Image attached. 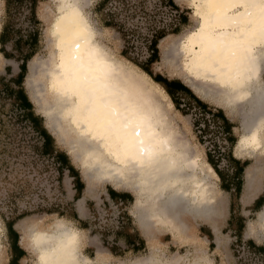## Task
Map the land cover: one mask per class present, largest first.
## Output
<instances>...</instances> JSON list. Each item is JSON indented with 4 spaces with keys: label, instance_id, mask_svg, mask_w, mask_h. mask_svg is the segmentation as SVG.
Returning <instances> with one entry per match:
<instances>
[{
    "label": "bare ground",
    "instance_id": "bare-ground-1",
    "mask_svg": "<svg viewBox=\"0 0 264 264\" xmlns=\"http://www.w3.org/2000/svg\"><path fill=\"white\" fill-rule=\"evenodd\" d=\"M90 1L55 0L50 57L47 69L40 68L51 99L44 113L70 137V152L89 183L132 186L144 226L184 233L183 214L207 218L216 204L207 170L188 142L181 143L171 120L165 124L147 82L133 79L129 67L98 38L84 9ZM189 3L196 24L180 42L183 67L206 94L240 109L243 133L237 149L259 155L264 152V0ZM246 180L248 200L257 191L256 174L247 170ZM258 223L264 236V206ZM255 227L249 224L248 232L258 233ZM29 237L35 264H106L84 255L80 234L63 221L50 230L33 226ZM136 264L170 263L147 258Z\"/></svg>",
    "mask_w": 264,
    "mask_h": 264
},
{
    "label": "rangeland",
    "instance_id": "rangeland-1",
    "mask_svg": "<svg viewBox=\"0 0 264 264\" xmlns=\"http://www.w3.org/2000/svg\"><path fill=\"white\" fill-rule=\"evenodd\" d=\"M174 1L187 16L186 24H178L177 14L160 4L159 0H111L101 12L95 10V4L99 0H91L84 9L99 32L98 38L108 46L116 58L129 67L133 79L143 78L147 82V86L155 93L156 97L153 98H156L165 116V124L170 126L168 119L171 120L175 132L178 133L175 135L179 136L181 143L188 142L191 151L207 170L215 194L216 204L212 208L213 211L207 218L183 214L187 225L184 233L160 225L148 229L138 217L137 193L132 186L117 185L108 180H91L89 183L90 178L84 172L80 161L70 152V137L61 134L55 123L44 113L51 99L45 90L41 74L45 71L42 68L47 69L51 51L48 28L57 10L55 0H42L37 7L40 21L39 47L27 62L24 88L36 114L40 115L42 124L53 136L55 149L66 153L70 163L79 173L84 188L81 197L75 200L74 177L66 167L63 166L62 169L55 158L40 153L42 139L39 134L21 119L20 112L0 94V264H7L9 259L5 229L7 219L15 220L14 227L20 234L19 243L25 250L21 264H35L36 253L29 237L32 227L50 230L57 221H63L78 231L82 239L81 251L90 257L92 262L136 264L147 258H156L170 264L256 263V257L247 250L244 242L252 239L258 245L264 244V236L258 223V212L264 204L258 211L250 209L254 199L264 193V155L240 153L236 144L230 149L232 154H228V145L222 142L217 120L209 114H203L204 111L198 107H192L194 104L189 105L192 100L187 96L180 100L182 106L177 109L163 86L121 54V50L126 46L131 57L143 61L148 54L146 45L151 32L159 27H167V35L158 44L159 61L152 65V71L169 79H180L209 107L221 108L234 125L232 131L238 140L243 133L240 109L231 108L214 94H206V90L192 80L183 67V56L179 52L180 42L182 36L191 30L196 22L189 0ZM25 13L26 8L17 15V25L25 26ZM105 16L114 17L119 26L106 27L103 22ZM3 20V1L0 0V29ZM175 24L179 27L176 34L171 30ZM8 50L10 51L9 47ZM18 64L16 58H6L0 53V74L5 78L8 79L17 73ZM40 68L44 70L42 73ZM195 119L200 121L198 128L195 127ZM207 119L210 120V128L206 130L204 137H200L204 134L203 126L205 127L204 121ZM219 151L222 152L221 156ZM208 153L212 155L218 169L225 174L231 172V155L240 161L248 162L243 172L241 194L234 207L235 214L242 215L245 219L241 242L227 224L234 190L226 191L222 188L218 174L208 161ZM247 170L256 174L257 188L248 200L244 197ZM109 189L123 196L119 194L117 199L112 198L109 196ZM75 214L77 218H74ZM251 223L256 226L258 233L248 232ZM118 229H127V232L136 238L134 246L126 241L124 232H117ZM207 229L211 231L212 239L207 236ZM140 239H143L142 244Z\"/></svg>",
    "mask_w": 264,
    "mask_h": 264
},
{
    "label": "trees",
    "instance_id": "trees-1",
    "mask_svg": "<svg viewBox=\"0 0 264 264\" xmlns=\"http://www.w3.org/2000/svg\"><path fill=\"white\" fill-rule=\"evenodd\" d=\"M4 8V20L1 24L0 29V53L3 54L6 58H16L19 61L18 71L10 78H5L0 74V94L5 96L11 105L14 106V109L18 110L21 114V119L26 121L32 129L39 134L42 139L40 146V153L43 155L51 156L55 158L59 165L62 166V169L66 167L71 175L74 177V199L81 197L82 190L84 188V183L79 176V173L76 171L75 167L70 163L66 153L64 151H58L55 149L54 138L51 133L46 129L42 124L40 115L36 114L33 104L28 97L27 92L24 88V79L27 73V62L35 55L38 50L40 42V21L37 16V7L42 0H2ZM111 0H99L95 4V10L101 12V10L107 5ZM160 4L169 7L177 14L178 24H186L187 16L182 13L179 6L175 3L174 0H159ZM26 8V13L24 14L25 26L17 25L16 17L23 12ZM104 25L106 27H118L119 24L116 23L115 18H109L105 16L103 18ZM172 33H178V25L171 27ZM167 27H162L155 29L151 32L150 38L147 40L146 50L147 56L143 61H138V59L131 57L129 51L125 46L121 50V54L126 57L128 60L133 62L138 66L143 72L149 74L156 83H159L164 87L167 94L170 96L175 107L180 109L182 103L180 100H184V96H187L192 100V107H198L199 110H203V114H209L219 123L220 133L222 134V142L228 145V154L231 153V148L236 144L237 138L233 134L234 125L229 121V119L224 114L221 108L212 109L205 102H203L195 93L180 79L177 78H166L160 73H154L152 71V65L159 61L160 51H159V41L167 35ZM10 48V51L8 50ZM1 105V103H0ZM185 105V104H184ZM210 120L204 121L206 124L204 128V134L200 137L206 135V130H209ZM195 127L198 128L200 125L199 119L194 121ZM224 150V149H223ZM222 150V151H223ZM219 155H222V152L219 151ZM225 152V151H223ZM208 161L211 166L214 168L221 180V186L224 190L230 191L234 190V197L231 199L229 206V217L227 224L231 228L237 240L241 242L242 233L245 226V219L242 215L237 216L235 214V205L236 201L241 194V189L243 185V172L248 164L246 160L240 161L231 155L232 167L230 168L231 172L229 174L222 173L218 169V165L215 163L212 155L207 154ZM64 166V167H63ZM109 196L117 199V196L120 194L113 189H109ZM122 195V194H120ZM123 196V195H122ZM125 196V195H124ZM264 204V193L258 195L250 209L258 211ZM74 218H77L76 214ZM15 220L7 219L5 221V229L8 238V249H9V259L7 264H21L20 260L25 256V250L21 247L19 243L20 234L14 227ZM207 236L209 239H212V233L207 229ZM121 229H118L117 232H121ZM124 236L126 241L132 246L136 242V238L127 232V229H124ZM141 244L143 239H140ZM247 250L251 251L252 254L256 257V263L254 264H264V244L258 245L252 239H247L245 242ZM245 264V263H244Z\"/></svg>",
    "mask_w": 264,
    "mask_h": 264
},
{
    "label": "crops",
    "instance_id": "crops-1",
    "mask_svg": "<svg viewBox=\"0 0 264 264\" xmlns=\"http://www.w3.org/2000/svg\"><path fill=\"white\" fill-rule=\"evenodd\" d=\"M260 154L264 155V152H262V153H260Z\"/></svg>",
    "mask_w": 264,
    "mask_h": 264
}]
</instances>
